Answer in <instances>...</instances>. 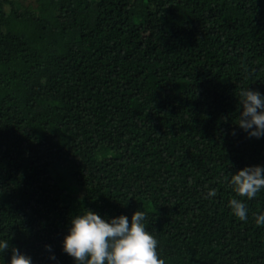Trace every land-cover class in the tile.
<instances>
[{"label":"trees","instance_id":"trees-1","mask_svg":"<svg viewBox=\"0 0 264 264\" xmlns=\"http://www.w3.org/2000/svg\"><path fill=\"white\" fill-rule=\"evenodd\" d=\"M247 87L264 93V0H0V238L74 264L73 215L139 209L164 264H264V190L230 184L264 165Z\"/></svg>","mask_w":264,"mask_h":264},{"label":"clouds","instance_id":"clouds-1","mask_svg":"<svg viewBox=\"0 0 264 264\" xmlns=\"http://www.w3.org/2000/svg\"><path fill=\"white\" fill-rule=\"evenodd\" d=\"M239 100L237 123L240 128L250 137H264V93L242 88ZM232 134L235 135V130ZM230 184L240 196L254 198L264 190V165H248L237 170L231 175ZM207 195L215 196V190H209ZM229 203L235 216L242 221L247 219L248 209L243 200L232 199ZM145 219L146 213L139 209L130 218L126 214L102 217L86 209L70 218L62 250L73 258L74 264H164L158 255V241L147 229ZM256 223L264 225V213L257 214ZM9 248L11 255L5 264H33L30 255L0 238V253ZM45 248L49 259L56 261L52 246L45 245Z\"/></svg>","mask_w":264,"mask_h":264}]
</instances>
